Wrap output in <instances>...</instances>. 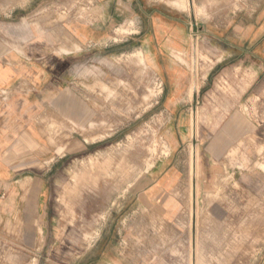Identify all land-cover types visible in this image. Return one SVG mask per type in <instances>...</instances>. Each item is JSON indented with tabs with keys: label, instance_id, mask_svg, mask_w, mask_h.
Segmentation results:
<instances>
[{
	"label": "rangeland",
	"instance_id": "obj_1",
	"mask_svg": "<svg viewBox=\"0 0 264 264\" xmlns=\"http://www.w3.org/2000/svg\"><path fill=\"white\" fill-rule=\"evenodd\" d=\"M155 1L170 5L169 14L175 19L182 12L187 15L194 43L201 35L227 40L233 34L228 25L234 18L236 35L242 39L248 30L244 25L258 23L264 14L259 9L251 12L246 7L250 0ZM87 4L86 0H60V20L88 19ZM71 6L69 14L66 9ZM259 32L260 28H252V39ZM115 33L118 42L124 33ZM134 45L114 48L118 52L113 53L114 66L121 70L112 67L108 77L92 78L88 90L82 88L80 93L91 104L89 117L70 124L69 134L63 130L68 125L49 126L51 143H55L53 136L64 137L61 153L71 141L75 150L61 154L46 177L50 203L48 218L43 225L38 223L45 244L40 264H95L104 255L111 256L116 247L127 249L145 264H192L190 187L196 182L197 264H264V101L254 95L264 73V42L237 44L234 51L223 48L220 53L214 49L216 44L209 49L205 45V50L193 48L188 55H177L187 68L189 90L170 107L163 102L161 80L140 64ZM77 82L85 86L82 79ZM253 84L251 92L244 94ZM232 116L234 125L227 128ZM185 117H191V139L180 141L176 158L184 172L175 191L183 201L184 232L172 234L170 241L156 235L148 238V232L160 233L165 227L158 219H148L135 198L149 183L147 173L169 157L166 133L181 132L178 122ZM196 117L200 119L197 134L193 130ZM222 131L235 136L225 171L218 163L205 161L208 152L213 154L211 138ZM229 166L235 171H228Z\"/></svg>",
	"mask_w": 264,
	"mask_h": 264
},
{
	"label": "crops",
	"instance_id": "obj_2",
	"mask_svg": "<svg viewBox=\"0 0 264 264\" xmlns=\"http://www.w3.org/2000/svg\"><path fill=\"white\" fill-rule=\"evenodd\" d=\"M86 1L88 19L78 21L69 16L61 21L60 0H0V264L34 261L40 264L43 259L44 230L38 228V223L42 221L43 225L49 214L46 177L61 154L70 155L75 150V142L71 141L61 153L64 137L53 136L55 143H51L49 126L68 125L63 130L69 134L70 124L90 116L89 99L80 92L82 88L88 90L92 78L108 77L112 67L116 71L122 69L114 66L113 53H118L115 47L135 43L132 47L139 50L135 55L141 65L159 77L165 90L163 102L170 107L189 90L187 68L177 60V55H188L193 48L205 50V45L209 49L216 44L214 49L220 53L223 48L234 51L237 44L264 42V14L258 23L244 25L248 30L242 39L236 35L234 18L228 25L233 34L227 40L201 35L194 43L189 36L187 15L182 12L181 18H173L169 14L173 9L167 3ZM247 3L251 12L259 9L264 13V0ZM72 9L71 6L66 11L70 14ZM254 27L260 28V32L252 39ZM126 28L129 33H125ZM115 31L124 33L118 42ZM77 79H82L85 86ZM253 86L244 94L250 93ZM254 93L264 101V73ZM233 118H228L227 128L233 127ZM190 120L191 117L181 118L178 122L182 125L181 132L166 133L171 147L169 157L147 173L149 183L143 194L135 198L146 210L148 219H158L165 227L160 233L154 229L153 233L147 231L148 238L156 235L170 241L172 234L184 232L180 223L183 201L175 194L183 182L184 171L176 156L180 141L191 139ZM232 138L235 136L231 131L219 132L211 138L213 154L205 155L207 165L210 161L218 163L225 171ZM205 161L202 156L201 162ZM228 171L235 169L229 166ZM120 248L116 247L111 256L104 255L95 264H145L137 255Z\"/></svg>",
	"mask_w": 264,
	"mask_h": 264
},
{
	"label": "bare ground",
	"instance_id": "obj_3",
	"mask_svg": "<svg viewBox=\"0 0 264 264\" xmlns=\"http://www.w3.org/2000/svg\"><path fill=\"white\" fill-rule=\"evenodd\" d=\"M195 1V0H194ZM193 1V3H194ZM188 2V1H187ZM186 2V3H187ZM190 2V1H189ZM195 6V4L193 5ZM195 8V7H194ZM196 9V8H195ZM198 9H200L198 7ZM141 53V52H140ZM137 54V53H136ZM141 55V54H139ZM138 55V56H139ZM141 57V56H140ZM197 88V87H196ZM197 92V91H196ZM192 122V121H191ZM199 122H200V119L199 117H196L194 120H193V130L194 132L196 133L197 132V126L199 125ZM192 129V128H191ZM197 134V133H196ZM198 150V149H197ZM196 151V150H195ZM196 160H197V163L196 164V167H197V164H199V155H198V152H196ZM195 171V170H194ZM197 174V173H196ZM194 175V174H193ZM195 176V175H194ZM193 177V176H192ZM195 178V177H194ZM193 178V179H194ZM197 179V178H196ZM191 199H190V224H191V230L194 231L193 233V242H192V247H193V256H192V264H197V218H198V211H197V205H198V191H199V185L196 183H193L191 185ZM190 198V197H189ZM200 264V263H199Z\"/></svg>",
	"mask_w": 264,
	"mask_h": 264
}]
</instances>
